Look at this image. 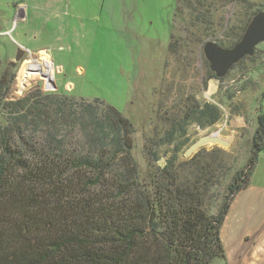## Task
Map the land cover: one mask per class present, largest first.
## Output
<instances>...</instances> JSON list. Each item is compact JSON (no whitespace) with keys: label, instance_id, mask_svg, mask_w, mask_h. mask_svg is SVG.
I'll return each mask as SVG.
<instances>
[{"label":"trees","instance_id":"16d2710c","mask_svg":"<svg viewBox=\"0 0 264 264\" xmlns=\"http://www.w3.org/2000/svg\"><path fill=\"white\" fill-rule=\"evenodd\" d=\"M181 1L187 0H178V6ZM252 18L234 42L216 44L233 48ZM15 77L16 63L0 61V264L225 259L222 227L233 197L249 186L264 152V115L258 118L248 169L235 176L212 214L208 197L216 169L199 156L180 163L178 153L197 141L179 143L189 124L207 128L221 121L216 104L190 105L159 143L146 145L155 162L157 146L176 143V151L145 181L134 155L135 126L119 110L100 100L80 102L42 90L10 100ZM208 79L222 80L212 72Z\"/></svg>","mask_w":264,"mask_h":264},{"label":"rangeland","instance_id":"374dc122","mask_svg":"<svg viewBox=\"0 0 264 264\" xmlns=\"http://www.w3.org/2000/svg\"><path fill=\"white\" fill-rule=\"evenodd\" d=\"M261 9L264 0H187L179 6L178 0H0V61L16 63L9 99L42 90L115 107L135 126L134 155L145 181L176 151V143L157 146L155 162L146 145L159 143L190 105L216 104L221 121L207 128L189 124L179 143L219 133L230 145L208 144L190 157L185 146L178 158L185 163L199 156L216 169L208 202L217 214L235 176L248 169L264 115V43L222 80L208 79L203 49L208 42H234ZM39 50L50 56L63 92L40 79L19 91L20 69ZM252 172L222 227L225 259L212 264H264V152Z\"/></svg>","mask_w":264,"mask_h":264},{"label":"water","instance_id":"95a60500","mask_svg":"<svg viewBox=\"0 0 264 264\" xmlns=\"http://www.w3.org/2000/svg\"><path fill=\"white\" fill-rule=\"evenodd\" d=\"M261 43H264V10L254 15L242 39L233 48L226 49L216 43L208 42L204 46L203 52L209 63L210 71L217 79H223L243 59L252 57L257 46ZM208 144L230 145L229 142L214 136V134L205 135L186 150L185 156L190 157Z\"/></svg>","mask_w":264,"mask_h":264},{"label":"bare ground","instance_id":"6f19581e","mask_svg":"<svg viewBox=\"0 0 264 264\" xmlns=\"http://www.w3.org/2000/svg\"><path fill=\"white\" fill-rule=\"evenodd\" d=\"M54 72L50 56L44 51L39 52L37 58H31L22 65L17 79L19 91L22 93L34 81L40 79L44 81L47 89H51L56 93L63 92L65 86L61 82L55 81ZM214 136L219 137V133H215Z\"/></svg>","mask_w":264,"mask_h":264},{"label":"crops","instance_id":"0c3cea01","mask_svg":"<svg viewBox=\"0 0 264 264\" xmlns=\"http://www.w3.org/2000/svg\"><path fill=\"white\" fill-rule=\"evenodd\" d=\"M42 51H44V52H46L45 50H39V52H42ZM47 53V52H46ZM252 176H253V173H252V175H251V177H250V180H251V178H252ZM250 182V181H249ZM223 240V239H222ZM224 243V242H223ZM263 247H264V244H263Z\"/></svg>","mask_w":264,"mask_h":264}]
</instances>
